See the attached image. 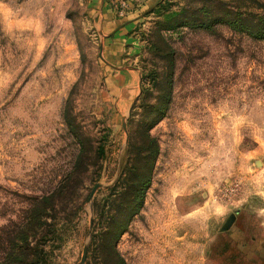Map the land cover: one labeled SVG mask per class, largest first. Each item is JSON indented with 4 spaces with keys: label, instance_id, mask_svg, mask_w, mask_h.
I'll return each instance as SVG.
<instances>
[{
    "label": "rangeland",
    "instance_id": "374dc122",
    "mask_svg": "<svg viewBox=\"0 0 264 264\" xmlns=\"http://www.w3.org/2000/svg\"><path fill=\"white\" fill-rule=\"evenodd\" d=\"M106 3L0 0V264H264V0Z\"/></svg>",
    "mask_w": 264,
    "mask_h": 264
},
{
    "label": "crops",
    "instance_id": "0c3cea01",
    "mask_svg": "<svg viewBox=\"0 0 264 264\" xmlns=\"http://www.w3.org/2000/svg\"><path fill=\"white\" fill-rule=\"evenodd\" d=\"M112 1V2H111ZM110 2V4H108V1L106 0V4H105V7H106V11H110V10H112V7H113V3H116V1L117 0H111Z\"/></svg>",
    "mask_w": 264,
    "mask_h": 264
},
{
    "label": "water",
    "instance_id": "95a60500",
    "mask_svg": "<svg viewBox=\"0 0 264 264\" xmlns=\"http://www.w3.org/2000/svg\"><path fill=\"white\" fill-rule=\"evenodd\" d=\"M99 187H100V185H97V186L94 188V190H93V192H92V196H93V194L96 192V190H97ZM86 256H87V249H85V251H84V257H83V261H82V262H85V260H86Z\"/></svg>",
    "mask_w": 264,
    "mask_h": 264
}]
</instances>
